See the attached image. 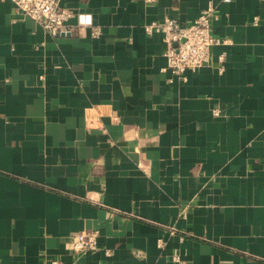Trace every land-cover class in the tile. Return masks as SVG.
<instances>
[{
  "label": "crops",
  "instance_id": "obj_1",
  "mask_svg": "<svg viewBox=\"0 0 264 264\" xmlns=\"http://www.w3.org/2000/svg\"><path fill=\"white\" fill-rule=\"evenodd\" d=\"M209 2L230 43L182 80L144 26ZM58 3L100 35L0 1V264H264V0Z\"/></svg>",
  "mask_w": 264,
  "mask_h": 264
},
{
  "label": "built area",
  "instance_id": "obj_2",
  "mask_svg": "<svg viewBox=\"0 0 264 264\" xmlns=\"http://www.w3.org/2000/svg\"><path fill=\"white\" fill-rule=\"evenodd\" d=\"M3 1V0H0ZM13 4L16 14L31 19L40 25L52 38L73 32L66 24L71 19H76L78 27H91L92 38L100 35V29L92 25L91 17L86 14H73L70 10L59 5L58 0H9ZM153 1V0H148ZM228 2L229 0H224ZM217 20L215 5L209 2L207 8L201 11L197 19L188 26H181L173 19H165L162 23L144 26L148 36L161 34L165 49L163 56L166 59L164 71L184 80L186 71L195 72L206 66L210 60V49L213 46H226L228 40H218L212 36V24ZM220 64L224 61V54L218 58ZM220 66L219 71L222 72ZM214 117L219 116V111H212ZM97 233L86 231L71 238L70 249L74 255H82L98 250ZM175 262H180L178 258ZM48 264H61L52 260Z\"/></svg>",
  "mask_w": 264,
  "mask_h": 264
}]
</instances>
